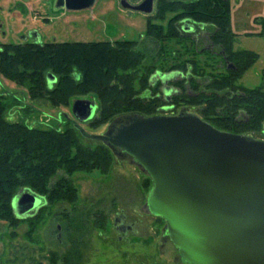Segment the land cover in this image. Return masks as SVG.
<instances>
[{
	"label": "rangeland",
	"instance_id": "rangeland-1",
	"mask_svg": "<svg viewBox=\"0 0 264 264\" xmlns=\"http://www.w3.org/2000/svg\"><path fill=\"white\" fill-rule=\"evenodd\" d=\"M143 1L96 0L91 8L69 11L60 6L59 0H0V43L135 42L131 49L139 53L141 64L130 72L138 77L142 75V68L153 67L155 73L150 82L162 81L159 93L163 101L150 116L143 117L179 116L182 113L196 115L214 124L223 120L225 105L210 111L206 110L205 103L194 104V100L192 105L186 101L175 105L172 101L178 89L171 84L190 79L191 62L197 64L198 71L203 70L196 79L201 87L200 93L207 97L215 92L208 87L211 79L207 75L217 79L230 76L226 68L231 69L233 65L223 66V59L217 55L221 49L211 47L209 42L211 26L205 25L200 31L201 24L190 19L178 21L175 25L179 26L184 37L179 38L177 34L172 40L162 41L156 32L153 36L147 34L148 21L151 20L156 27L163 26L166 31L162 34L167 35L168 22L183 11L177 8L176 12L167 13L161 20L157 18L159 9L175 0H155L152 15L133 9ZM229 5L231 31L236 35L232 49L251 51L259 57L244 74L230 79L234 89L217 92L220 99L226 94L231 99L259 87L264 92V0H229ZM194 26L197 28V43L184 35ZM205 50H211L214 56H209ZM183 64H188L187 73L180 71ZM112 83L116 85L117 80ZM135 88L140 90L138 82ZM186 90L188 95L198 93L189 87ZM143 95L147 96L146 93ZM94 97L91 93H80L71 99L95 101ZM0 99L7 106L4 114L11 122L46 132H65L78 127L76 134L80 142L91 148L103 143L93 137L104 135L112 125L118 128L128 121L126 118L133 117V114L116 116L104 121L98 115L92 124L80 123L72 114V104L55 108L46 99L33 100L26 87L1 74ZM245 108L238 105L233 110L237 114L234 118L243 123L235 131L238 135L264 141V122L260 126L256 123L245 126L244 120L249 118L243 111ZM118 152L113 150L108 171L93 169L65 173L59 170L50 180V186L61 179L67 180L76 190L75 200L52 202L42 196L43 205L25 218H19L13 207L21 221L17 225L0 219V264H181L173 243L164 244L161 240L165 220L145 210L153 187L152 179L133 158L127 154L121 156ZM27 192L39 195L21 188L16 196ZM123 217L127 223L135 224L137 237H126L117 231L115 219L122 221Z\"/></svg>",
	"mask_w": 264,
	"mask_h": 264
},
{
	"label": "trees",
	"instance_id": "trees-1",
	"mask_svg": "<svg viewBox=\"0 0 264 264\" xmlns=\"http://www.w3.org/2000/svg\"><path fill=\"white\" fill-rule=\"evenodd\" d=\"M177 8L182 9L183 12L170 19L167 24V35L162 34L166 31L163 26L156 27L151 20L148 21L147 34L153 36L156 32L162 41H167L166 39H174L177 34L179 38L184 37L179 26L175 25L178 21L190 19L201 24L199 25L202 27L200 31L205 25H209L212 28L209 36L210 44L221 49L217 55L223 59V66H227L225 62L227 59L232 63L233 68H226L229 77L217 79L213 75H207L211 79L208 87L215 91L207 97L204 93H200L201 87L196 79L203 70L198 71L197 64L191 62L193 68L190 79L184 78L171 84L178 89L172 99L173 104L179 105V101H186L192 105L194 100V104L205 103L206 110L210 111L216 110L219 105H225L226 113L223 114V120L216 124L208 121L224 132H236V127L243 124L234 118L237 114H234L233 110L238 105L246 107L243 111L249 118L244 120L245 126L254 123L262 125L264 122V92L260 87L248 92L244 91L242 95H235L231 99H228L227 94L226 97L220 99L217 94L222 89H230L229 91L234 89L230 85V79L236 78L237 74H244L257 62L259 57L251 51L232 49L236 35L231 31L229 0H175L159 9L157 18L164 20L167 13L176 12ZM184 35L188 37V34ZM134 43L119 41L115 43L0 44V74L26 87L31 99H46L55 108L72 104L71 101L74 99L71 98L76 94H94L98 110L96 116L88 122L89 124H92L98 115L104 121L116 116L132 114V116H150V113L156 111L163 101L159 93L162 84L161 82L155 84L150 82L155 73L153 67L142 68V75L138 77L135 75L134 77L130 72L136 67L139 68L141 64L139 53L131 49ZM204 52L209 56H214L211 50ZM187 65H184L180 71L187 73ZM49 74L56 78L52 85L48 82ZM114 79L117 80L116 85L112 83ZM136 82L140 84V90L135 88ZM187 87L198 93L188 95ZM145 90L146 92H143ZM142 93H146L147 96H142ZM1 100V220L11 225L21 222L12 206L21 188L32 190L39 194L38 196L46 197L52 202L63 199L75 200L76 190L67 180L61 179L50 186V180L59 170L73 173L93 169L108 171L110 168L113 149L103 143L95 148L84 146L76 134L77 125V128L66 129L65 132L54 130L46 132L26 124L14 123L6 119L4 113L7 106L2 104ZM212 114L216 115V113ZM204 115L207 116L206 112Z\"/></svg>",
	"mask_w": 264,
	"mask_h": 264
},
{
	"label": "water",
	"instance_id": "water-1",
	"mask_svg": "<svg viewBox=\"0 0 264 264\" xmlns=\"http://www.w3.org/2000/svg\"><path fill=\"white\" fill-rule=\"evenodd\" d=\"M95 2L59 0L69 11ZM154 4L144 0L133 9L152 15ZM55 81L49 74V84ZM97 110L96 100L75 99L71 106L80 123ZM111 131L93 138L129 155L152 179L148 211L165 220L183 264H264V141L221 131L192 114L133 116ZM42 205L30 192L13 200L19 218Z\"/></svg>",
	"mask_w": 264,
	"mask_h": 264
},
{
	"label": "flooded vegetation",
	"instance_id": "flooded-vegetation-1",
	"mask_svg": "<svg viewBox=\"0 0 264 264\" xmlns=\"http://www.w3.org/2000/svg\"><path fill=\"white\" fill-rule=\"evenodd\" d=\"M188 34V36H190V37H192L193 38V40H194V43H197V41H198V34H197V31H196V29H195V26L194 27H192L191 28V30H190V32H187L186 33V35ZM1 44V43H0ZM37 44V43H36ZM38 44H40V43H38ZM211 47H213L212 45H211ZM211 49V48H210ZM226 64L227 65H229L230 66V62L226 59ZM232 64V63H231ZM162 82V81H161ZM176 93V92H175ZM174 93V94H175ZM180 115H185V114H180ZM110 129L112 130L111 132H112V134H114V132L116 131V129H117V127L116 126H114V125H112L111 127H110ZM103 143L104 142H106V143H108V141L106 140V141H102ZM117 150H119L118 148H115L114 149V151H117ZM120 151V150H119ZM119 153V155H121V156H124L123 154H125V153H122L121 151L120 152H118ZM145 209V208H144ZM146 210V212H148V213H150L149 211H148V207L145 209ZM115 227H116V229H117V231L118 232H120V233H122L124 236H126V237H128V236H131V237H137V230H136V226H135V224L134 223H127V221H126V219H125V217H123V219H122V221L121 220H119L118 218H116L115 219ZM122 238V237H121ZM120 238V239H121ZM161 240L164 242V244H167V243H170V242H172L171 240H170V237H169V235L167 234V231L165 230V228L163 229V233H162V238H161ZM163 244V245H164ZM174 245V244H173ZM165 246V245H164ZM181 264H183L182 263V259H181Z\"/></svg>",
	"mask_w": 264,
	"mask_h": 264
},
{
	"label": "crops",
	"instance_id": "crops-1",
	"mask_svg": "<svg viewBox=\"0 0 264 264\" xmlns=\"http://www.w3.org/2000/svg\"><path fill=\"white\" fill-rule=\"evenodd\" d=\"M0 233H1V223H0Z\"/></svg>",
	"mask_w": 264,
	"mask_h": 264
}]
</instances>
